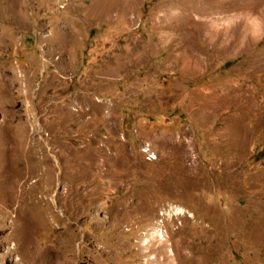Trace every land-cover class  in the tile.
<instances>
[{
  "label": "rangeland",
  "instance_id": "rangeland-1",
  "mask_svg": "<svg viewBox=\"0 0 264 264\" xmlns=\"http://www.w3.org/2000/svg\"><path fill=\"white\" fill-rule=\"evenodd\" d=\"M0 264H264V0H0Z\"/></svg>",
  "mask_w": 264,
  "mask_h": 264
},
{
  "label": "bare ground",
  "instance_id": "bare-ground-1",
  "mask_svg": "<svg viewBox=\"0 0 264 264\" xmlns=\"http://www.w3.org/2000/svg\"><path fill=\"white\" fill-rule=\"evenodd\" d=\"M5 172H6V171H5ZM5 172H4V173H5ZM9 172H11V176H9V177H12V176H13V178H14V180H15V175H14V173L12 174V171H11V170H8L6 173H9ZM13 172H14V171H13ZM23 172H24V170H23ZM26 172H27V171H26ZM4 173H3V174H4ZM18 173H19V172H18ZM4 175H8V174H4ZM28 175H30V174H28ZM4 177H5V176H4ZM6 177H7V176H6ZM26 177H27V176H26ZM9 180H10V179H9ZM14 180H13V181H14ZM18 180H19V178H18ZM13 183H15V182H13ZM13 183H12V184H13ZM21 184H22V183H21ZM16 185H17V184H16ZM14 188H15V187L13 186V189H14ZM9 189H10V188H9ZM19 189H20V191H21V188H19ZM2 190H4V189H2ZM10 190H11V189H10ZM10 190H9V191H10ZM22 191H23V190H22ZM10 192H11V191H10ZM14 193H15V192H14ZM22 194H24V193H22ZM15 196H16V195H15ZM30 196H31V195H30ZM6 198H7V197H6ZM18 198H19V197H18ZM11 199H12V198H11ZM8 200H10V199H8ZM17 200H18V199H17ZM30 200H31V199H30ZM30 200H29V201H30ZM32 200H34V199H32ZM21 201H22V200H21ZM12 202H13V201H12ZM12 202H11V203H12ZM14 202H15V201H14ZM33 202H34V201H33ZM19 203H20V201H19ZM19 203H18V205H19ZM21 203H22V202H21ZM8 204H9V203H8ZM23 204H24V201H23ZM27 204H28V203H27ZM28 205H29V204H28ZM28 205H27V206H28ZM30 205H31V204H30ZM22 210H23V209H22ZM22 210H20V211H22ZM180 212H181V211H180ZM180 212H178V213H180ZM18 213H19V212H18ZM19 214H20V213H19ZM16 216H17V215H16ZM20 216H22V215L20 214L18 217H20ZM23 217H24V216H23ZM16 218H17V217H16ZM16 220H17V219H16ZM20 221H21V219H20ZM20 221H19V222H20ZM22 221H23V220H22ZM12 222H13V221H12ZM21 235H22V234H21ZM25 237H26V236H25ZM18 240H19V239H18ZM22 244H23V243H22Z\"/></svg>",
  "mask_w": 264,
  "mask_h": 264
},
{
  "label": "built area",
  "instance_id": "built-area-1",
  "mask_svg": "<svg viewBox=\"0 0 264 264\" xmlns=\"http://www.w3.org/2000/svg\"><path fill=\"white\" fill-rule=\"evenodd\" d=\"M147 160H153L154 159V157L152 156V155H150V154H147V158H146Z\"/></svg>",
  "mask_w": 264,
  "mask_h": 264
}]
</instances>
